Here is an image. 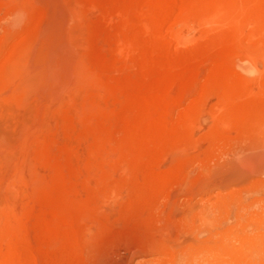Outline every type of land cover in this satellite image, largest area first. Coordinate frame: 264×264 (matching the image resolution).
Segmentation results:
<instances>
[{
	"label": "rangeland",
	"instance_id": "rangeland-1",
	"mask_svg": "<svg viewBox=\"0 0 264 264\" xmlns=\"http://www.w3.org/2000/svg\"><path fill=\"white\" fill-rule=\"evenodd\" d=\"M130 258L264 264V0H0V264Z\"/></svg>",
	"mask_w": 264,
	"mask_h": 264
},
{
	"label": "bare ground",
	"instance_id": "bare-ground-1",
	"mask_svg": "<svg viewBox=\"0 0 264 264\" xmlns=\"http://www.w3.org/2000/svg\"><path fill=\"white\" fill-rule=\"evenodd\" d=\"M52 96V95H51ZM138 252V251H137ZM145 252V251H144ZM152 254V253H151ZM138 255V254H137ZM139 256V255H138ZM141 257V256H140ZM159 258V257H158ZM156 262V261H155ZM162 262V261H161ZM143 263V262H142ZM144 263H145V261H144ZM143 263V264H144ZM147 263H149V262H147ZM158 263V262H157ZM206 263V262H205ZM210 263V262H209ZM120 264H122V263H120ZM123 264H133V259L132 258H130V259H125V261H123ZM137 264H141V263H137ZM150 264V263H149ZM156 264V263H155Z\"/></svg>",
	"mask_w": 264,
	"mask_h": 264
}]
</instances>
